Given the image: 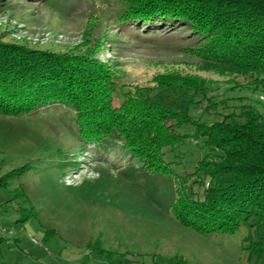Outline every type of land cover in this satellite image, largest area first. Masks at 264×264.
Listing matches in <instances>:
<instances>
[{"label": "rangeland", "instance_id": "1", "mask_svg": "<svg viewBox=\"0 0 264 264\" xmlns=\"http://www.w3.org/2000/svg\"><path fill=\"white\" fill-rule=\"evenodd\" d=\"M132 4L0 0V36L107 65L115 107L124 92L145 87L140 94L149 101L198 122L238 113L240 105L264 113V87L254 89L252 77L207 69L201 38L186 27L139 24L126 13ZM73 113L55 103L0 114V264H264L243 248L254 235L246 226L207 236L173 215L177 190L202 198L207 185L192 174L207 152L193 124L180 125L183 142L163 151L174 171L166 175L147 172L117 133L85 139Z\"/></svg>", "mask_w": 264, "mask_h": 264}, {"label": "trees", "instance_id": "2", "mask_svg": "<svg viewBox=\"0 0 264 264\" xmlns=\"http://www.w3.org/2000/svg\"><path fill=\"white\" fill-rule=\"evenodd\" d=\"M131 1L126 13L139 24L186 27L190 36L201 38L207 69L248 75L254 89L264 87V0ZM174 84L206 96L195 84ZM144 88L134 95L124 92L115 107L116 86L107 65L87 53L38 49L0 36L1 115L29 114L55 103L68 106L85 139L117 133L143 160L147 172L166 175L174 171L163 151L183 142L185 134L177 132L180 125L193 124L194 136L207 152L192 174L207 185L202 198H194L191 189L177 190L173 215L207 236L246 226L254 235L245 237L243 248L264 261V113L240 105L238 113L198 122L187 112L149 101L140 94ZM203 110L210 112L209 106Z\"/></svg>", "mask_w": 264, "mask_h": 264}]
</instances>
